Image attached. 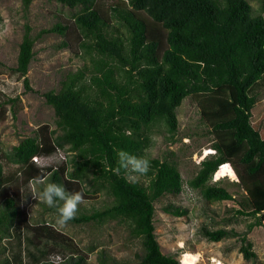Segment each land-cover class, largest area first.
<instances>
[{
  "label": "trees",
  "instance_id": "1",
  "mask_svg": "<svg viewBox=\"0 0 264 264\" xmlns=\"http://www.w3.org/2000/svg\"><path fill=\"white\" fill-rule=\"evenodd\" d=\"M31 1L23 3L28 6ZM56 1L81 8L70 24L43 28L39 35L60 32L68 38L72 26L73 35L62 45L71 46L90 64L67 74L58 91L44 93L54 108L57 128L44 123L11 150L0 147V161L4 157L18 165L20 184L27 189L43 174L69 192L82 190L85 198L105 191L113 197L110 205L79 210L70 222H127L144 249L139 264H181L161 251L153 220L155 200L183 191L176 161L149 159L146 183L130 182L114 169L116 150L144 156L153 141L154 125L164 124L168 140L176 141L178 107L192 96L216 140L218 155L205 154L188 185L209 202L233 199L226 187L205 183L213 170L218 175L221 163L231 160L253 204L250 211L237 212L256 218L248 230L261 225L264 184L254 179L264 167V130L253 119V108L258 87L264 83V15L254 13L249 0H120L107 8L99 0ZM30 31L26 25L14 68L28 90L26 74L35 43ZM65 147L75 152L71 158L59 164L46 160ZM10 179L14 175L4 176L0 162V239L9 238L10 243L3 264H87V252L72 236L49 221H30L22 202L30 191H24V196L20 190L8 193L4 188ZM164 210L176 216L188 213L175 203ZM229 234L225 227L205 230L213 241ZM11 240H16L15 245ZM241 240L243 256L256 258L245 233ZM53 251L66 258L54 263L48 258ZM99 262L105 264L106 256L101 254Z\"/></svg>",
  "mask_w": 264,
  "mask_h": 264
},
{
  "label": "rangeland",
  "instance_id": "2",
  "mask_svg": "<svg viewBox=\"0 0 264 264\" xmlns=\"http://www.w3.org/2000/svg\"><path fill=\"white\" fill-rule=\"evenodd\" d=\"M99 1L107 8L120 0ZM249 1L254 13L264 15V0ZM80 8L81 6L69 7L56 0H32L28 6L24 5L23 0H0V147L2 150L9 151L23 138L35 135L37 127L41 124L47 123L51 128H57L54 108L46 102L44 93L49 90L58 91L67 74L77 72L90 63L89 59L74 54L71 46L62 45L64 40H70L73 35L72 26L68 30L69 33L67 32L68 38L60 32L39 35V31L56 24H70L73 22V15ZM26 25L31 27L30 33L35 38L34 55L26 74L31 90L26 89L24 77L14 70ZM114 34L117 35L118 32L115 31ZM258 91V101L253 108V119L260 121L264 130V83L259 85ZM177 113L179 125L176 141L168 140V132L164 124L154 125L150 130L152 144L144 153V157L148 159L154 157L174 159L184 181L182 192L167 193L154 201L153 220L161 251L166 255H174L181 264H183L182 256L186 251L195 254V264H264V219L261 225H255L248 230V224L254 222L256 218L237 212L240 208L250 211L252 205L240 177L237 178L236 174L222 175L223 172L224 174L228 172L230 165L225 164L218 175L211 172L209 178L212 182L206 180L205 183L226 187L233 199L209 202L198 190L188 185V179L195 175L206 152L207 156L214 158L218 150L215 148L216 140L192 96L184 98ZM58 132L60 133V130ZM170 151L174 154L171 155ZM74 154L75 152L68 147L60 148L46 160L59 164ZM43 159L40 158V162ZM0 162L4 176L14 175L13 180L10 179L5 183L4 189L8 193L20 190L24 196L23 192L27 189L31 191L33 186L39 187L32 181L26 189L22 183L20 184L18 165L8 162L4 157ZM237 163L239 170L244 171V165ZM232 165L235 167L234 163ZM261 168L254 180L264 184V167ZM139 180L143 183L147 182L145 175L140 176ZM246 180L250 182L252 179L248 176ZM22 202L31 222L49 221L72 236L79 247L87 252V264H101L99 262L101 254L106 256L105 264H139V256L143 254L144 249L140 238L131 235L127 222L90 221L80 224L69 222L66 227L60 228L55 224L57 212L54 208H49L35 200L31 194L28 199L24 197ZM112 202L111 195L100 191L93 197L85 198L79 210L90 212L96 208H104ZM170 203L187 208L188 213L176 216L166 212L164 207ZM221 227H225L230 232L221 240L213 241L205 235L206 229ZM244 233L247 241L252 243L251 249L256 252L254 259H246L240 252ZM8 240L9 238L0 239V264H3V260L10 253ZM15 242L16 240H13L12 245H15ZM48 258L54 263H59L66 256L53 251Z\"/></svg>",
  "mask_w": 264,
  "mask_h": 264
},
{
  "label": "clouds",
  "instance_id": "3",
  "mask_svg": "<svg viewBox=\"0 0 264 264\" xmlns=\"http://www.w3.org/2000/svg\"><path fill=\"white\" fill-rule=\"evenodd\" d=\"M116 157L117 165L114 171L117 175L123 172L124 178L133 183L137 182L140 176L146 175L151 168L148 158L136 156L123 149L116 150ZM37 166L44 168L48 165L38 164ZM34 184L39 187L31 188V196L47 207L56 209L55 224L57 226L66 227L70 221L76 219L79 206L85 202V194L82 190L69 192L63 185L49 182L43 174L35 178Z\"/></svg>",
  "mask_w": 264,
  "mask_h": 264
},
{
  "label": "bare ground",
  "instance_id": "4",
  "mask_svg": "<svg viewBox=\"0 0 264 264\" xmlns=\"http://www.w3.org/2000/svg\"><path fill=\"white\" fill-rule=\"evenodd\" d=\"M206 154H207V152H206ZM225 164H228V163H225ZM225 164H222L221 166H220V171H222L223 170V166L225 165ZM228 165H230V164H228ZM230 167L232 168H229L228 169V172H226L225 174H224V172L222 173V175H225V176H233L235 173H234V169H233V167L230 165ZM219 171V172H220ZM181 259V258H180ZM194 259H195V254L194 253H192V252H188V251H186V252H184V254H183V256H182V261H183V264H195L194 263Z\"/></svg>",
  "mask_w": 264,
  "mask_h": 264
},
{
  "label": "crops",
  "instance_id": "5",
  "mask_svg": "<svg viewBox=\"0 0 264 264\" xmlns=\"http://www.w3.org/2000/svg\"><path fill=\"white\" fill-rule=\"evenodd\" d=\"M210 150H212V149H210ZM218 155V154H217ZM216 155V156H217ZM215 156V157H216ZM214 157V158H215ZM211 158V157H210ZM226 162H228V163H230V165H232V161L231 160H229V161H226ZM233 166V165H232ZM233 168H235L234 166H233ZM235 170H236V168H235ZM212 172H214V170L212 171ZM235 173H236V177L238 178L239 177V175H238V173L235 171ZM196 174V173H195ZM214 174H215V172H214ZM215 175H217V174H215ZM209 178V177H208ZM207 178V181L209 180L210 182H212V180H211V178H209L208 179ZM220 179H222V178H220ZM223 179H225V178H223ZM208 185H211V186H214L213 184H208ZM216 186V185H215ZM231 193V192H230ZM246 193H247V196L249 197V201H250V204L252 205V208H253V204H252V201H251V198H250V196H249V194H248V192L246 191ZM224 201V200H223Z\"/></svg>",
  "mask_w": 264,
  "mask_h": 264
},
{
  "label": "built area",
  "instance_id": "6",
  "mask_svg": "<svg viewBox=\"0 0 264 264\" xmlns=\"http://www.w3.org/2000/svg\"><path fill=\"white\" fill-rule=\"evenodd\" d=\"M36 159H37V160H39V159H40V157H36Z\"/></svg>",
  "mask_w": 264,
  "mask_h": 264
}]
</instances>
